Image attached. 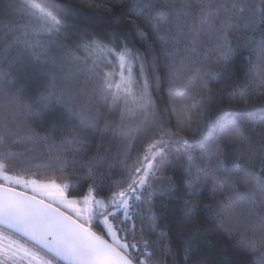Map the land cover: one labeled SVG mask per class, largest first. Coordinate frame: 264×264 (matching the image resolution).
I'll list each match as a JSON object with an SVG mask.
<instances>
[{"label": "snow or ice", "instance_id": "1", "mask_svg": "<svg viewBox=\"0 0 264 264\" xmlns=\"http://www.w3.org/2000/svg\"><path fill=\"white\" fill-rule=\"evenodd\" d=\"M80 8L102 10L107 23L69 45L72 5L0 0L8 18L0 28V264H208L199 231L179 230L174 245L165 227L174 162L185 177L184 224L208 189V213L264 264V108L222 113L195 143L187 139L206 121L209 82L234 65L242 73L229 98L247 106L264 97V0H80ZM153 38L167 65L164 113L152 90L154 74L159 87ZM29 77L40 89L34 103L17 82ZM94 104L120 110V179L102 198L90 186L82 205L68 198V184L25 179L53 163L62 171L69 157L79 162L87 133L99 127ZM53 105L67 128L37 131L31 118ZM229 150L238 153L232 160ZM105 164L112 167L98 153L87 175L95 179Z\"/></svg>", "mask_w": 264, "mask_h": 264}, {"label": "trees", "instance_id": "2", "mask_svg": "<svg viewBox=\"0 0 264 264\" xmlns=\"http://www.w3.org/2000/svg\"><path fill=\"white\" fill-rule=\"evenodd\" d=\"M15 2L19 3L20 0H15ZM57 2L72 5L78 10L76 18L68 22L75 29L69 33V39L67 41L69 45L78 42L76 37L79 32L83 30L98 32L107 23L106 14L102 10L98 13H90L88 9H81L80 0H57ZM7 20V17L0 15V28H2ZM138 23L144 26L142 21H138ZM152 44L154 55L157 57V73L159 75V87H157L156 75L154 74L152 77V90L160 111L164 113V110L168 106L167 89L169 80L166 75L167 65L160 42L153 38ZM136 46L140 47L139 44ZM80 54L83 55L82 53ZM243 55L247 57L249 53L245 51ZM203 58L201 56V59ZM149 59L151 60V57ZM252 59L255 60V53L252 54ZM244 63L246 65L247 62L245 61ZM241 73V66L236 64L230 72H222L218 79L209 82V91L207 93L209 109L206 121L199 128L196 124L192 125V130L187 135L189 143H195L199 138L200 132L206 130L207 121H215L222 113L253 109L259 112L264 108V97H253L252 102L247 106L232 101L229 98L231 88ZM181 75L183 78V74ZM17 82L23 84L25 88L24 98L34 103L36 95L40 91L38 81L29 77L20 79ZM92 110L94 113H99V127L97 130H91L87 133L86 144L78 157L79 162L73 166L71 157H69L67 166L62 171L57 170V165L53 163L50 169L43 170L42 168L36 176L32 175V171H35V169L30 170L25 174V178H33L41 182L55 181L62 185L68 184L67 192L72 198H82L88 195L89 187L92 185H95L93 194L98 198H102L108 192L113 186V183L120 179L123 172L122 165L119 163L123 140L116 132L119 127L120 110H110L108 107L99 104H94ZM30 123L41 133L51 130L53 126L56 127L58 133L67 128L64 111L56 105L47 109H40L39 113L31 118ZM253 139L256 142V138L253 137ZM98 153L105 154L111 161L112 167L109 168L105 164L94 173L95 179H93L87 175V163ZM237 154V152L229 150V160L234 159ZM35 155L39 161L46 159L40 153H36ZM166 175L171 176L175 183V191L164 200V205L167 209V223L165 227L169 231L173 244H176V233L179 230L184 229L187 234L199 231L200 239L203 241L201 254L207 256L208 264H255L256 258L253 254L237 247L235 239L230 237L226 231L218 226L217 221L211 217L208 210L204 207V204L208 203L210 199L208 189H204L201 192L199 197L201 203L196 216L190 223L185 225L182 217V209L188 197L185 191L186 186L184 183L185 177L182 162H174L168 168ZM156 203L159 206V199ZM96 230L100 231V228L97 227ZM165 260L170 261V258L165 257Z\"/></svg>", "mask_w": 264, "mask_h": 264}, {"label": "rangeland", "instance_id": "3", "mask_svg": "<svg viewBox=\"0 0 264 264\" xmlns=\"http://www.w3.org/2000/svg\"><path fill=\"white\" fill-rule=\"evenodd\" d=\"M25 179H33V178H25ZM46 183V182H45ZM62 185V184H61ZM66 195L68 196L69 199H76L78 201L81 202V205H82V200H83V197L82 198H72L68 195V192H67V189H66ZM94 195V194H93Z\"/></svg>", "mask_w": 264, "mask_h": 264}]
</instances>
